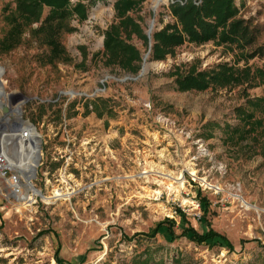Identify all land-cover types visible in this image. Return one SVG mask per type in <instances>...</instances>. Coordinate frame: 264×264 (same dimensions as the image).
Returning a JSON list of instances; mask_svg holds the SVG:
<instances>
[{
	"label": "rangeland",
	"instance_id": "374dc122",
	"mask_svg": "<svg viewBox=\"0 0 264 264\" xmlns=\"http://www.w3.org/2000/svg\"><path fill=\"white\" fill-rule=\"evenodd\" d=\"M81 2L85 18L72 15L74 29L59 39L67 60L45 62L47 47L28 31L17 46L0 53V104L1 98L8 99L4 102L10 112L43 121L48 129L49 123L55 126L64 102L52 101L57 92L99 88L86 99L68 100L63 112L72 118L78 136L86 132L92 138L85 168L72 169L68 199L26 208L0 199V264H126L143 248L161 257L162 264H264V135L238 144L225 138L227 126L239 123L234 107L246 97L262 95L264 83L177 90L170 75L174 67L182 71L189 65L207 69L231 63L234 50L211 41L184 42L164 59L151 60L152 32L172 21L170 0L155 8L153 0H143L127 12L145 36L127 39L139 52L137 72L106 65L100 55L101 32L113 20V0ZM234 3L239 15L256 26V40L247 51L262 47L246 64L264 69V0ZM12 8V1L0 0V37L7 27L3 15ZM45 13L46 8L41 17ZM243 63L240 59L237 65ZM22 96L28 98L24 104ZM44 155L48 160L50 152ZM51 166L55 169L57 162ZM197 188L209 201L206 227L224 235L231 250L184 236L168 241L160 232L150 238L138 235L164 217L176 223L174 208L197 232L204 231L196 221Z\"/></svg>",
	"mask_w": 264,
	"mask_h": 264
},
{
	"label": "trees",
	"instance_id": "16d2710c",
	"mask_svg": "<svg viewBox=\"0 0 264 264\" xmlns=\"http://www.w3.org/2000/svg\"><path fill=\"white\" fill-rule=\"evenodd\" d=\"M13 8L3 15L6 24L0 37V53H5L17 46L23 39V33L30 35L47 47L45 62L67 60V54L60 44V35L70 32L74 28L69 24L72 15L78 20L86 16V4L77 0L72 6L69 0H10ZM95 1V0H90ZM143 0H113V20L102 30L101 58L106 65H115L123 71L134 74L139 67V52L127 39L131 34L143 39L145 36L135 20L127 12L139 8ZM181 1V2H179ZM46 13L42 16L43 9ZM171 22L164 23L151 34L149 54L151 60H162L166 54L184 42L201 44L211 41L233 51L234 58L231 63L218 62L207 69H198L189 65L180 71L174 67L170 75L179 91H202L207 87L214 89L238 86L244 84L252 88L264 83V69L251 67L246 60L262 53V47L256 46L247 49L255 42L257 36L256 26L242 18L234 0H200L195 5L192 0H173L167 5ZM36 23L33 27L32 24ZM97 56V53L91 57ZM242 59L241 66L237 62ZM88 102L84 103V113L88 112ZM256 112L262 114L256 116ZM98 115L100 112H97ZM234 114L239 123L228 127L225 138L233 144L249 137L254 139L257 134L264 135V92L260 96L246 97L244 103L234 107ZM101 115V114H100ZM215 126V123H208ZM195 199L200 214L196 221L205 227L202 232H197L188 222L185 214L174 208L178 220L164 217L156 221L146 232H137L138 235L150 238L160 232L172 241L179 236H184L196 243L207 246H224L231 250L232 244L222 234L212 230L205 222L209 201L196 189ZM175 229L179 232L176 233ZM254 240V239H253ZM255 241V240H254ZM256 242V241H255ZM83 256H79V261ZM57 263L62 260L55 257ZM162 258H155L149 248L134 252L126 264H162Z\"/></svg>",
	"mask_w": 264,
	"mask_h": 264
},
{
	"label": "built area",
	"instance_id": "2783aa9c",
	"mask_svg": "<svg viewBox=\"0 0 264 264\" xmlns=\"http://www.w3.org/2000/svg\"><path fill=\"white\" fill-rule=\"evenodd\" d=\"M199 1L192 0L195 5ZM98 90L99 88H96L95 92L91 93L73 92L69 89L57 92L52 101L64 99V102L60 108V115L54 122L55 126L49 123V129L45 127L47 124L44 125L43 121L33 122L14 115L8 110L6 104L8 99L1 98L3 104L0 106V199L17 208L38 204L45 207L57 200L68 199L73 190L72 169L85 168L92 138L86 132L78 136L72 118L63 112L68 100L75 97L86 99L96 95ZM32 99L36 103L42 102L37 96H32ZM26 100L28 98L22 96L20 104H24ZM3 106L6 107V111H2ZM54 137L58 140L55 146ZM47 152H50L48 160L44 157ZM54 161L57 162L55 169L51 166L54 165Z\"/></svg>",
	"mask_w": 264,
	"mask_h": 264
},
{
	"label": "bare ground",
	"instance_id": "6f19581e",
	"mask_svg": "<svg viewBox=\"0 0 264 264\" xmlns=\"http://www.w3.org/2000/svg\"><path fill=\"white\" fill-rule=\"evenodd\" d=\"M163 2V0H153V8H155L159 3ZM2 104H0L1 106ZM9 109V108H8Z\"/></svg>",
	"mask_w": 264,
	"mask_h": 264
},
{
	"label": "water",
	"instance_id": "95a60500",
	"mask_svg": "<svg viewBox=\"0 0 264 264\" xmlns=\"http://www.w3.org/2000/svg\"><path fill=\"white\" fill-rule=\"evenodd\" d=\"M1 109H2V111H6V107L5 106H3Z\"/></svg>",
	"mask_w": 264,
	"mask_h": 264
}]
</instances>
